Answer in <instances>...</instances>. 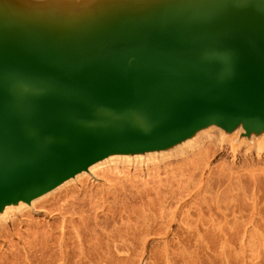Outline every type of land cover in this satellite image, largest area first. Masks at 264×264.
Listing matches in <instances>:
<instances>
[{
    "label": "rangeland",
    "instance_id": "obj_1",
    "mask_svg": "<svg viewBox=\"0 0 264 264\" xmlns=\"http://www.w3.org/2000/svg\"><path fill=\"white\" fill-rule=\"evenodd\" d=\"M73 1L98 21L132 0ZM262 131L211 122L190 145L77 177L0 218V264H264Z\"/></svg>",
    "mask_w": 264,
    "mask_h": 264
},
{
    "label": "bare ground",
    "instance_id": "obj_2",
    "mask_svg": "<svg viewBox=\"0 0 264 264\" xmlns=\"http://www.w3.org/2000/svg\"><path fill=\"white\" fill-rule=\"evenodd\" d=\"M93 8L91 3L77 5L73 0H0V86L15 82L16 76L83 75L97 80L102 74L135 73L143 65L150 68L157 64L163 71L183 72L185 76L179 77L181 83L193 79V75L202 80L216 78L220 76L217 73L224 71L223 66L237 68L254 78H264V0H132L106 5L102 14H97L102 16L98 21L81 16L92 15ZM90 20L101 22L104 27L88 29L86 24L94 23ZM167 38L184 45L191 41V48L183 46V51L176 54L179 57H174L170 49L165 54L163 49L172 45ZM94 60L103 61L104 65L90 64L96 62ZM253 82L264 91V80H251L247 84L255 88L250 84ZM207 83L203 84L223 86L213 81ZM144 85H149V92H153L151 97L175 92L170 88L156 90L151 84ZM225 92L226 97L249 98L245 92L233 88H225ZM255 92L249 103L259 106L229 110L253 117L264 116V92ZM197 129L174 143L188 141L186 144L190 145L191 135ZM222 130L218 133L225 132ZM259 134L264 135V131ZM161 151L164 150L150 148L109 152L28 200L18 198L4 202L0 206V218L28 208L41 197L107 162H141L151 157L155 159Z\"/></svg>",
    "mask_w": 264,
    "mask_h": 264
},
{
    "label": "water",
    "instance_id": "obj_3",
    "mask_svg": "<svg viewBox=\"0 0 264 264\" xmlns=\"http://www.w3.org/2000/svg\"><path fill=\"white\" fill-rule=\"evenodd\" d=\"M167 39L172 45L163 51L167 54L170 49L174 57L191 43L179 46ZM94 61L90 64L104 65ZM143 66L135 73L102 74L97 80L83 75H28L1 85L0 206L18 198L28 200L112 151L164 147L211 122L264 127V116L229 110L259 106L249 102L255 91H264L247 82L264 78L223 66L216 78L193 75L181 83L183 72L163 71L160 64ZM207 81L223 86L203 84ZM144 84L175 92L151 97L153 92ZM225 88L245 92L249 98L226 97Z\"/></svg>",
    "mask_w": 264,
    "mask_h": 264
}]
</instances>
